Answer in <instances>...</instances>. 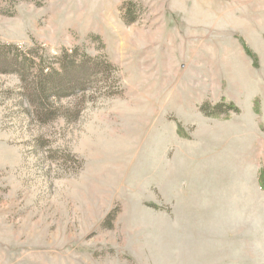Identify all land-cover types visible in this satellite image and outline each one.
<instances>
[{
  "label": "rangeland",
  "instance_id": "374dc122",
  "mask_svg": "<svg viewBox=\"0 0 264 264\" xmlns=\"http://www.w3.org/2000/svg\"><path fill=\"white\" fill-rule=\"evenodd\" d=\"M263 126L264 0H0V264H251L199 187Z\"/></svg>",
  "mask_w": 264,
  "mask_h": 264
},
{
  "label": "crops",
  "instance_id": "0c3cea01",
  "mask_svg": "<svg viewBox=\"0 0 264 264\" xmlns=\"http://www.w3.org/2000/svg\"><path fill=\"white\" fill-rule=\"evenodd\" d=\"M262 137L260 131L255 132L246 151L231 152L222 159L223 155H213L209 168L202 170L199 187L208 252L251 253V264H264V190L259 183L264 165ZM234 179L241 185L233 184Z\"/></svg>",
  "mask_w": 264,
  "mask_h": 264
},
{
  "label": "trees",
  "instance_id": "16d2710c",
  "mask_svg": "<svg viewBox=\"0 0 264 264\" xmlns=\"http://www.w3.org/2000/svg\"><path fill=\"white\" fill-rule=\"evenodd\" d=\"M243 45H244V48L247 51L248 55L252 56L251 52L248 50L246 45L245 44H243ZM200 110L203 113V115H205L206 117H219L220 116L219 113L217 112V110H218L217 107L211 111H208L206 106H201ZM230 112L240 113V110L238 109V107L234 103H230L228 105V110H227L226 114L229 115ZM262 131L264 133V126L262 127ZM259 183H260L261 189L264 190V165L259 172Z\"/></svg>",
  "mask_w": 264,
  "mask_h": 264
},
{
  "label": "bare ground",
  "instance_id": "6f19581e",
  "mask_svg": "<svg viewBox=\"0 0 264 264\" xmlns=\"http://www.w3.org/2000/svg\"><path fill=\"white\" fill-rule=\"evenodd\" d=\"M136 134V133H135ZM134 134V136H137V137H134V140H132V142L131 141H126L127 143H130V145L132 146L131 148H130V150H129V152H128V154L129 155H132L133 154V150H135L134 148H136V147H139L140 145H142V143H143V139H142V137H140V136H138V135H135ZM132 137V138H133ZM96 153V152H95ZM97 154V153H96ZM95 154V155H96ZM129 155H127V156H129ZM126 164V163H125ZM125 167H127V164L126 165H123L122 166V168H125Z\"/></svg>",
  "mask_w": 264,
  "mask_h": 264
}]
</instances>
